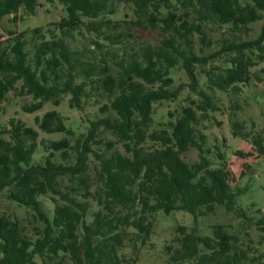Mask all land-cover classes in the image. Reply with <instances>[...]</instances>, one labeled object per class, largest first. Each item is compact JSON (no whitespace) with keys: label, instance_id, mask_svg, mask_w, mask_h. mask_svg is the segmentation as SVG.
Listing matches in <instances>:
<instances>
[{"label":"trees","instance_id":"16d2710c","mask_svg":"<svg viewBox=\"0 0 264 264\" xmlns=\"http://www.w3.org/2000/svg\"><path fill=\"white\" fill-rule=\"evenodd\" d=\"M47 2L63 7L58 22L0 36V115L9 92L31 99L21 107L28 114L66 97L71 110L95 108L84 126L51 110L35 118L38 131L14 118L0 127V193L33 213L25 222L0 214V264H35V257L42 264H135L124 248L145 245L157 213L180 211L196 221L221 206L252 222L237 206L245 188L231 185L244 174L228 169L223 140L209 145L204 122L219 111L209 91L236 94L264 61V0H123L132 17L121 20L111 18L108 0ZM39 5L0 0V19L21 21ZM258 21L256 38L236 36ZM134 27L158 38L130 40ZM220 30L228 38L215 40ZM214 41L221 47L206 51ZM179 72L199 102L161 112L155 126L157 108L183 89L174 84ZM39 132L62 137L39 140ZM232 136L252 149L236 156H264L263 134L234 122ZM191 150L197 159L188 162L183 154ZM248 224L264 241V218ZM178 231L166 264H264V251L249 254L222 225L210 236Z\"/></svg>","mask_w":264,"mask_h":264},{"label":"rangeland","instance_id":"374dc122","mask_svg":"<svg viewBox=\"0 0 264 264\" xmlns=\"http://www.w3.org/2000/svg\"><path fill=\"white\" fill-rule=\"evenodd\" d=\"M40 4L36 12L32 16H24L23 19L17 22L11 20L12 17H3L0 19V36L2 39L9 36L8 31L22 32L31 30L35 27L44 26L49 23L58 22L61 16L65 15L63 7L57 2L49 4L47 0H37ZM110 7L114 8L112 19L121 20L124 17L131 16V7L129 3L123 0H108ZM262 21H258L249 26L248 30H243L242 34L236 36L243 39H254L259 35ZM214 36L215 40L219 38H228L224 30H220ZM133 38L130 40H146L154 42L158 38L156 30H149L142 27H134L132 30ZM222 41H214L206 51H215L221 47ZM198 73L202 70L200 66L196 67ZM252 78L248 84L239 86L240 91L236 94L223 93L215 89L210 90L209 93L219 107L218 112H209V118L204 124L206 129L204 133L207 135V140L210 146L213 144H220L224 141V146L221 150L227 151L228 169L239 176L240 172L244 175L241 179L231 183V185L245 188L246 192L238 197L237 206L247 210L248 216L252 218V222L243 221L233 214L226 212L221 206H216L214 212L204 217H198L196 221L193 216L184 212H173L169 215L164 213H157L153 218L152 233L145 243L140 246L136 244L134 250L133 242L127 243L125 256L130 258L135 256V264H166L169 253L166 247L174 246L175 238H180L182 234L178 231L179 227H185V232L189 233L192 228H196L197 234L200 236L212 235V229L215 225H222L224 230L232 235L238 237L240 247L247 249L249 254L256 250V254L264 251V241L260 239V232L255 226L250 223H255L257 219L264 218V156H257L255 152L251 156L241 158L235 155V151L239 150L243 153H250L252 151L251 145L239 138L232 136V124L238 122L243 125L246 132L251 131L254 134L260 133L264 135V61L252 70ZM188 79L184 73L179 72L175 76V86L183 85L178 99L173 103L164 102L158 107L157 115L154 117L155 126L159 122H163L161 112L165 114L166 110H172L175 106L189 105L192 101L199 102L198 97L192 93L188 88ZM200 86L206 88L204 79L200 81ZM207 89V88H206ZM29 97L20 98L15 96L14 92H9L4 100L2 107L3 112L0 115V127H9V120L14 118L21 120L26 126L38 131L35 125V118L41 117L45 112L56 110L62 116L67 118V123L72 126L80 124L85 125V121L91 114L86 116V113L93 112L94 108L83 113L71 110L68 107V98H64L62 103L55 107L51 103H46L44 107L34 113L28 114L21 110L24 103L29 102ZM59 134L46 135L39 132V140H55L60 139ZM183 158L188 162H193L197 159L196 152L191 150L183 154ZM248 166V168L246 167ZM46 201V200H45ZM46 206V204H45ZM52 217L53 205L48 202L45 208ZM0 214H5L10 217H19L22 222L25 219L32 218V211L17 204L10 202L6 198V193H0ZM249 223V224H248ZM250 225L249 227L247 226ZM247 226V227H246ZM261 241V244L259 243ZM173 247V248H174ZM201 250H205L201 248ZM252 256V255H251ZM254 256V255H253ZM35 264H42L38 257L34 258ZM190 260H184L182 264H191Z\"/></svg>","mask_w":264,"mask_h":264}]
</instances>
